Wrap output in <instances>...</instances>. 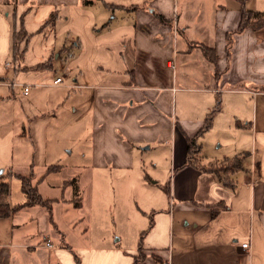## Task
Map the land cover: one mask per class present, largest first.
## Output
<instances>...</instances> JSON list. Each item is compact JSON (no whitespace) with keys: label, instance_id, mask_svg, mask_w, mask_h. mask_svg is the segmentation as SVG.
Segmentation results:
<instances>
[{"label":"crops","instance_id":"crops-1","mask_svg":"<svg viewBox=\"0 0 264 264\" xmlns=\"http://www.w3.org/2000/svg\"><path fill=\"white\" fill-rule=\"evenodd\" d=\"M239 20L224 0H0L1 98L25 109L16 134L38 148L60 124L52 137L86 140L66 162L94 194L79 202L73 177L45 182L51 195L34 181L48 209L25 204L20 183L0 264H264V118H234L249 150L221 142L224 95H264V38ZM233 158L225 180L209 170Z\"/></svg>","mask_w":264,"mask_h":264},{"label":"rangeland","instance_id":"rangeland-1","mask_svg":"<svg viewBox=\"0 0 264 264\" xmlns=\"http://www.w3.org/2000/svg\"><path fill=\"white\" fill-rule=\"evenodd\" d=\"M203 2L205 0H202ZM233 4L240 7L243 10H249L252 18L256 19L264 14V0H224L225 7H231ZM254 30L261 38H264V25L255 26ZM3 88L0 87V173H20L23 175H31V183L34 181L40 182L41 190L45 194L51 195L53 191L47 189L46 183L56 181L58 184L70 178L78 180V193L76 199L80 202L81 200H89L94 198L93 192H89V184L87 182L88 173L81 171L80 173L70 168L66 161L72 160V156L68 158L66 155L67 149L73 151L79 146L85 144L86 140H70L66 137L56 135L52 137V134L61 132L62 125L53 124L48 125L45 129L46 133L51 134L46 139L36 141L37 147L33 146V143L26 138L20 137L16 134L20 129L25 126L24 123V108L21 106L20 101L7 102L1 98ZM6 89V88H5ZM174 104V103H173ZM222 104V103H221ZM255 112L256 118H264V95H259L253 102L251 98L245 94H225L223 103V119H224V132H222V144L224 143V152L226 149L232 147V144L238 142L241 147L240 150L247 151L250 147L251 139L248 137L247 132H243L236 141L234 135V118H237L241 123H244V118L250 119L251 115ZM14 119V120H12ZM21 119L22 123L19 122ZM236 131H241L237 130ZM217 132L211 131L205 136L203 140V146L207 150L213 149L217 146L218 142ZM223 148V147H222ZM221 148V149H222ZM68 159V160H67ZM60 165L56 169H49L48 164ZM55 162V163H54ZM58 163V164H57ZM233 161H221L218 163L211 164L209 167L213 169L220 179H225V169L233 166ZM162 176H166L167 173L161 172ZM44 178V179H43ZM9 182V193L14 202H19V197H22L20 191V180L14 175H10L8 178ZM46 182V183H45ZM34 183V184H35ZM33 184V185H34ZM74 189V187L72 188ZM46 191H49L46 193ZM92 196V198H91ZM7 219L0 217V229H6Z\"/></svg>","mask_w":264,"mask_h":264},{"label":"trees","instance_id":"trees-1","mask_svg":"<svg viewBox=\"0 0 264 264\" xmlns=\"http://www.w3.org/2000/svg\"><path fill=\"white\" fill-rule=\"evenodd\" d=\"M262 26L264 25V14L261 15L260 17L253 19L251 12L249 10H243L240 9V20L238 23V26L236 28V31H240L245 27H251V28H255V26ZM26 36V33L21 29L19 31V33L15 36V40H16V47L18 46L20 40ZM231 33L226 35V44H225V48H226V55H229V47L231 44ZM214 110L212 112H210L203 121V125L202 128L200 130V133L203 132L204 130H206L211 123V117L213 114ZM197 147V145H195L194 140H188L187 141V150H188V154L192 153L193 150H195V148ZM193 148V149H192ZM224 161H233L235 162L233 164L232 167L225 169V177H227V174L233 170H236L237 168L240 167V162L237 158H233V159H229V160H224ZM54 169L55 167H49L48 169ZM209 170L214 171L213 169H211L209 167ZM215 172V171H214ZM216 173V172H215ZM14 175L16 178H18L20 180L21 183V190L22 192L26 195L27 197V201L25 204L27 205H33V204H41L46 206L48 209H50L51 206V202L49 200H44L39 193L37 192V188L35 185H33L31 183V173L29 175H23L20 173H7L6 175L3 173H0V217H8L11 212H13L14 210H16V208H18L19 206H11L8 200L9 197V176ZM225 180V179H224ZM74 179L71 178L69 180V183L73 184ZM74 193L76 194L77 190L76 187L74 186ZM76 196V195H74ZM77 197V196H76ZM75 197V198H76ZM77 202L74 201V204H76ZM142 233H140V237H141ZM74 263L75 264H79L78 261V257L74 255Z\"/></svg>","mask_w":264,"mask_h":264},{"label":"built area","instance_id":"built-area-1","mask_svg":"<svg viewBox=\"0 0 264 264\" xmlns=\"http://www.w3.org/2000/svg\"><path fill=\"white\" fill-rule=\"evenodd\" d=\"M60 83V78L59 77H56L53 79L52 81V84L55 85V84H58ZM14 85H18V86H22L23 87V90H24V93H27L28 89H29V84L28 83H25V84H22V83H13ZM240 246L242 248H246L247 247V243L244 242V243H241ZM45 247H51V242L49 240H46L45 242Z\"/></svg>","mask_w":264,"mask_h":264}]
</instances>
